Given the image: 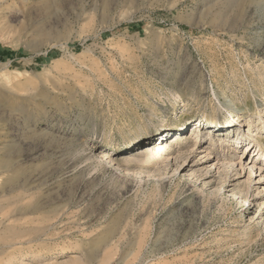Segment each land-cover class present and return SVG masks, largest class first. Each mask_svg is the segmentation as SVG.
<instances>
[{
	"label": "rangeland",
	"instance_id": "374dc122",
	"mask_svg": "<svg viewBox=\"0 0 264 264\" xmlns=\"http://www.w3.org/2000/svg\"><path fill=\"white\" fill-rule=\"evenodd\" d=\"M259 146L264 0H0V264H264Z\"/></svg>",
	"mask_w": 264,
	"mask_h": 264
},
{
	"label": "bare ground",
	"instance_id": "6f19581e",
	"mask_svg": "<svg viewBox=\"0 0 264 264\" xmlns=\"http://www.w3.org/2000/svg\"><path fill=\"white\" fill-rule=\"evenodd\" d=\"M20 109V108H19ZM24 109V108H23ZM13 111V110H12ZM17 112V111H16ZM230 112V114H232V116L234 115L233 114V112H231V111H229ZM198 120H200V119H198ZM219 120H221V119H215V120H213L212 122L213 123H216L217 124V122H219ZM207 121H210L209 119H202L201 121H200V123H202V122H207ZM212 126H216L215 124L214 125H212ZM161 127H162V129H161V131L158 133V135H161V136H165V134L167 133V130L165 129V128H163L164 127V125H161ZM202 127V126H201ZM250 128H251V126H250ZM260 129V127H258V130ZM194 130V132H192V134L191 135H193V136H195V140H194V143H193V145H192V147H194V149L196 148V146H198V144L199 143H202V141L206 138V139H208L210 142H211V145L212 146H215V145H217V146H224V145H229V143L231 144V145H234L235 146V150L236 151H238V149H240V150H245V152H251V142H249V141H251V135L250 134H244V136H246V138H245V140L243 141V140H239V139H232L231 140V137H230V133H232L233 131H235V127L234 128H232V129H230L229 131H227V130H224L223 132H217V131H212V132H210V129H206V130H202V131H198V132H196V130H197V128H195V129H193ZM171 131V130H170ZM250 131V130H249ZM262 131V130H261ZM149 135H147V137H148ZM241 136V135H240ZM243 136V135H242ZM151 138L152 137H150L149 139L148 138H145L144 140H146V141H148V140H151ZM141 140H143V139H137L136 141H141ZM171 140L175 143V144H180L181 142H183V144L185 143V140H186V138H184L182 135H180V134H176V136H174V137H172L171 138ZM254 141H258V138H254L253 139ZM249 142V143H248ZM173 144V143H172ZM172 148H167V150L169 151V152H171V153H169V155H168V157L169 156H173V155H176V154H178V157H177V159H175L176 161L178 160V158L179 157H183V155H185V152H186V148L187 147H184V146H182L179 150H177L176 148H175V145L173 146H171ZM253 149V148H252ZM258 152H257V154H256V156L257 157H259V158H257L256 159V161H252L251 163H249V165H250V167H251V169L252 170H256V172L257 173H261V177L262 178H264V159H262L263 157H264V152L262 151V148H261V146H259L258 147ZM141 155H140V157H142V158H148V159H150V160H154V161H156L155 159H157V162L158 161H161V159L162 158H156L155 156H154V154H153V151H152V149L151 148H145L144 150H142L141 152ZM177 156V155H176ZM128 157V156H127ZM207 157V155H205V158ZM234 156H224V158H219V157H215V161H216V163H217V165L219 166V164L221 165H226V166H228V167H231V166H233L234 164H235V162H234ZM125 159V158H124ZM127 159V158H126ZM128 159H129V157H128ZM134 159V158H133ZM132 159V160H133ZM141 159V158H140ZM180 159V158H179ZM10 160V159H9ZM137 160V159H136ZM108 161V163L109 164H113V160H112V157L109 155V152H104L102 155H101V157H99L98 159H97V162H98V164H100V165H106V162ZM175 161V162H176ZM0 163L2 164V167H4L5 168V171L6 172H12L13 170H11V168L13 169V165H11L10 163H9V161H0ZM160 163V162H159ZM0 164V165H1ZM216 164H213L212 165V167L213 166H216V168L218 167ZM15 168V167H14ZM177 168V167H176ZM125 169V168H124ZM180 169V168H179ZM4 170V169H3ZM15 170V169H14ZM126 170V169H125ZM177 170V169H176ZM219 170V169H218ZM18 172V171H17ZM12 173H14V172H12ZM193 174H195V173H193ZM210 174V171H209V169H207L206 171H205V174H203V176H207V175H209ZM229 174V173H228ZM18 177V176H17ZM229 178H230V176H229ZM15 179H16V176L13 174L12 176H10L9 177V179H8V182L7 183H13L14 181H15ZM214 179V178H213ZM211 182H213V181H210V182H205V184H210ZM210 186V185H209ZM231 186V185H230ZM223 188V187H222ZM233 189H232V191H236V192H241L239 195H238V199H236V203H240L243 199H245L244 200V203H248L249 201H251V198H254V200H255V195H251L249 192V190L250 189H244V188H242V187H239V186H234V187H232ZM221 189V187H218V190H220ZM222 190V189H221ZM247 190V191H246ZM231 191V192H232ZM237 196V195H236ZM263 203H264V201H262ZM259 204H261V202L259 203ZM263 207H264V204H263ZM260 208H262V207H260ZM261 218H264V213L261 215ZM114 234V230H112V229H109L108 231H107V236H104V237H99L98 239H96V240H94L93 242H92V245H94V246H103L104 247V245H106V243H107V241H108V239L112 236ZM112 239V238H111ZM108 244H109V242H108ZM106 247H110V246H106ZM106 247H105V249H106ZM111 248V247H110ZM104 249V248H103ZM104 249V250H105ZM107 250V249H106ZM95 252V251H94ZM88 253H89V251H88ZM93 256V255H92ZM88 260V259H87ZM77 263V262H76Z\"/></svg>",
	"mask_w": 264,
	"mask_h": 264
}]
</instances>
